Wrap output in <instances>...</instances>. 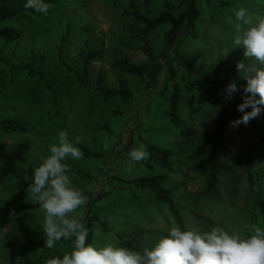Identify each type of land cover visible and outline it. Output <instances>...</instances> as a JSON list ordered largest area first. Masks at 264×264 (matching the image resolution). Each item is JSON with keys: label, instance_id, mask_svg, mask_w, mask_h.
Instances as JSON below:
<instances>
[{"label": "rangeland", "instance_id": "rangeland-1", "mask_svg": "<svg viewBox=\"0 0 264 264\" xmlns=\"http://www.w3.org/2000/svg\"><path fill=\"white\" fill-rule=\"evenodd\" d=\"M144 13L146 0H133ZM151 12L162 10L166 0H148ZM25 0H9L8 4L24 6ZM46 14L32 9L0 22V119L22 122L26 133L0 132V141L13 149L28 141L31 148L18 164L17 175L0 184V264H47L53 256L69 249L68 241L57 242L53 249L44 247L41 228L42 209H21L37 204L28 195L31 170L56 142L59 131L69 139L81 138L77 145L82 158L69 159L74 184L87 197L83 212L87 232L92 230L90 243L103 246L119 244V237L139 233L135 244L150 247L171 226H179L169 207L158 202L149 189L134 187L125 180L153 176H169L167 186H176V207L184 227L200 231L222 227L245 233L250 197L246 193L245 176L240 172L252 138H264V115L254 128L251 125L232 127L230 119L218 143L225 158L240 170L221 177L216 195L205 196L206 184L201 174L208 158L202 141L213 129L218 110L215 99L225 98V87L210 82L235 81L242 89L236 63L247 59L242 46L232 45L236 27L234 11L245 8L255 16L264 13V0H197L201 16L193 35L181 37L180 54L191 57L203 71L199 76L184 72L176 85L179 89L178 116L180 125L170 120L169 96L175 83L147 91L136 77L121 73L114 61L128 58L141 63V48L150 46L156 54L162 51V37L168 26L158 27L141 37L143 25L125 16L129 0H46ZM62 45L63 54L59 55ZM89 49L102 50L90 62L87 72L81 55ZM31 64L40 67L42 76L32 77L26 70H12ZM104 86L118 89L124 78L130 93L129 103L119 96L105 98L97 90L98 77ZM233 100H242L241 91ZM264 142V140H263ZM143 145L172 148L176 155L175 172L157 165L151 167L149 157L129 166L127 153ZM86 149L92 154L87 155ZM257 168L262 177L264 197V146ZM234 185L240 191L234 192ZM104 216L109 230L95 218Z\"/></svg>", "mask_w": 264, "mask_h": 264}, {"label": "clouds", "instance_id": "clouds-1", "mask_svg": "<svg viewBox=\"0 0 264 264\" xmlns=\"http://www.w3.org/2000/svg\"><path fill=\"white\" fill-rule=\"evenodd\" d=\"M24 7L46 14L50 5L46 0H25ZM234 17L237 24L232 45L244 48L243 56L248 62L236 63L238 76L245 81L242 89L230 81L224 97L230 100L241 91L237 111L242 115L230 122L232 127H238L264 115V13L252 16L239 8ZM80 142L79 136L69 139L67 131H59L56 142L48 147V155L31 170L27 193L36 198L44 213V247L53 249L57 242H70L67 251L49 258L47 264H264V227L255 224L247 226L246 235L222 227L200 231L171 226L154 244L139 250L117 243L98 246L87 242L83 212L77 211L86 205L87 197L74 184L67 163L69 159L82 158L77 146ZM127 156L131 167L147 159L149 153L139 145Z\"/></svg>", "mask_w": 264, "mask_h": 264}, {"label": "trees", "instance_id": "trees-1", "mask_svg": "<svg viewBox=\"0 0 264 264\" xmlns=\"http://www.w3.org/2000/svg\"><path fill=\"white\" fill-rule=\"evenodd\" d=\"M9 0H0V22L8 21L14 18L18 13H24L31 9H26L21 4L12 6L8 4ZM120 0H113L114 3H118ZM208 4L210 0H205ZM125 16L133 19L137 23H141L143 28L141 30V37L147 36L152 30L168 26V29L164 32L162 37V51L156 54L150 46H143L141 50L145 55V60L141 63H133L128 58H120L114 61L113 66L116 67L121 73L129 75L131 77L138 78L144 85L147 91H152L156 88H166L170 82H174L175 86L172 93L169 96V111L168 115L170 120L175 125H180L178 116V105L180 101L179 89L176 82L181 78V74L184 72L191 73L195 76H199L203 73L199 69L194 60L186 55L178 52V46L183 41L181 37L193 35L196 27L197 20L201 16L197 0H166L162 3V10L157 14L151 12L149 7V1L145 2L144 13L139 9L138 5L129 0L128 8L125 11ZM59 46V55L62 57L63 50L62 45L64 40ZM102 50L89 49L87 55H81L84 60L85 69L87 72L90 62L95 60ZM11 66L12 70H26L32 77L42 76L40 67H34L30 63L16 67ZM97 90L105 98L110 96H119L125 103L130 101V93L127 87V82L124 78H120L118 89H108L104 86L105 79L101 75L98 77ZM214 87L221 88L226 87V83L210 82ZM218 106V110L213 119V129L207 132L202 141V149L208 151V158L202 167L201 174L205 179V190L203 194L208 197H212L217 194L219 188V182L221 177L233 170H240L230 159L225 158L219 150L218 143L220 142L222 135L230 121V119H236L242 115L237 111V105L242 100H226L225 98L217 97L215 99ZM248 109H246L247 111ZM260 117L252 119L246 126L251 125L256 128ZM241 126L246 127L241 124ZM28 128L18 121L11 118L0 119V132H18L26 133ZM264 140V138H263ZM262 138H257L249 143V148L244 158L243 165L240 172L245 176L246 181V193L250 197V205L248 208L247 224L245 233L247 234V226L258 225L264 227V197L262 191V177L257 168L258 160L260 158L261 147L264 146ZM80 145V144H79ZM81 146V145H80ZM31 146L28 141L19 143L13 149H8V146L0 141V184L9 176L17 175L18 164L24 159V156L29 152ZM149 153V161L151 167L154 165L159 166L169 172H175V162L172 158L176 155V152L172 148H163L156 145H149L146 150ZM86 154H92L91 151L86 149ZM74 172L71 168L70 173ZM169 176L167 174L159 173L153 176L141 177L137 179L125 180L128 184L140 188L149 189L158 202L163 203L169 207V211L172 213L175 222L179 227H184L178 214V209L175 206L176 200L174 194L176 193V186H167ZM234 192L240 191L237 185L233 187ZM38 208L41 209L39 204L22 206L21 209ZM105 230H109L107 220L104 216L95 217ZM245 234V235H246ZM139 233L131 236L119 237V244L127 246L129 248H140L135 244V241L139 237ZM93 239L92 230L89 229L87 242H91Z\"/></svg>", "mask_w": 264, "mask_h": 264}]
</instances>
